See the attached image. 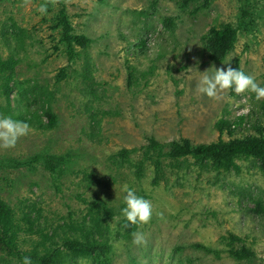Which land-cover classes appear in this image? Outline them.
I'll return each instance as SVG.
<instances>
[{
	"label": "rangeland",
	"instance_id": "obj_1",
	"mask_svg": "<svg viewBox=\"0 0 264 264\" xmlns=\"http://www.w3.org/2000/svg\"><path fill=\"white\" fill-rule=\"evenodd\" d=\"M43 2L0 0V55L16 60L10 104L36 113L26 121L29 134L0 149V196L14 213L15 247L57 246L79 228L90 230L94 203L104 201L112 209L111 216L99 213L111 244L109 264H264V175L255 159H238V169L227 171L183 162L154 185L150 168L136 179L119 155L137 148L139 157L150 136L162 143L228 139L215 127L219 118L262 111L253 93L229 89L210 98L197 87L201 76L224 67L264 86V0H64L74 31L89 38L72 58L53 29L56 1L41 15ZM224 24L236 29V38L225 58L213 62L204 36ZM3 83L0 76V115L17 119ZM46 105L57 116L47 129L39 126L47 122ZM252 132L237 128L234 134ZM37 154L63 156L60 172L43 159L22 164ZM124 184L151 204L150 220L133 225L132 233L143 234L141 244L123 235ZM229 233L254 256H230ZM9 247L0 241V264H20ZM67 259L64 264L99 263L96 257Z\"/></svg>",
	"mask_w": 264,
	"mask_h": 264
},
{
	"label": "trees",
	"instance_id": "obj_2",
	"mask_svg": "<svg viewBox=\"0 0 264 264\" xmlns=\"http://www.w3.org/2000/svg\"><path fill=\"white\" fill-rule=\"evenodd\" d=\"M57 10L55 13V22L53 29L59 32V44L70 58L73 57L75 46L85 47L89 38L82 33L74 31L70 18L67 14L64 0H55ZM184 3L188 0H183ZM169 21V20H168ZM236 38V29L229 24L221 26H212L204 36V47L209 59L213 62L222 61L232 48ZM16 60L13 57L3 59L0 55V76H3V93L5 94L9 112H17L13 114L17 119L29 121L32 117H36L33 112L32 116H28L24 109L13 107L10 104L9 94L11 86L9 83L13 77V68ZM261 112L251 110L250 112L235 113L232 118H219L215 127L220 133L225 129L228 139L218 138L216 141L209 143H192L187 138H179L162 143L150 136L147 138L146 145L142 146L141 155L138 157L137 148L123 149L119 155L132 168V174L136 179L142 178L146 169L150 168L153 172L152 183L159 184L162 180L167 179L165 173L171 172L180 167V163L190 162L200 167H211L213 170L227 171L232 168L238 169L236 160L238 159H255L259 163L260 170L264 175V122L259 118L264 116V99L261 100ZM14 108V109H13ZM43 113L47 118V122L39 126L41 128H52L57 124V116L52 112L49 105L43 108ZM40 121V120H39ZM247 127V128H246ZM237 128L253 129L252 133H244L236 136L234 131ZM131 157V154H135ZM43 159L45 167L52 172L59 173L60 166L64 162L61 155H34L23 165H30ZM94 217L92 218L93 226L90 230L84 227L79 228V234H71L66 236L62 243L55 246H46L42 241V249H32L29 252L20 251L15 247L14 213L4 199L0 196V241L13 247H9L11 254L17 257L19 263L22 257L29 256L32 264H64L68 256L96 257L98 264H109V253L111 244L108 235L105 234L106 228L101 225L99 219L100 211L105 216H111L112 209L108 207L104 201L94 203ZM262 202H256V212H261ZM104 219V218H103ZM121 227L123 235L130 237L133 225H129L127 221L122 220ZM226 238V237H225ZM226 251L237 260L247 259L254 256V252L248 248L242 239L233 233H229L227 237ZM240 243L236 247L235 243ZM199 247L212 251L205 245Z\"/></svg>",
	"mask_w": 264,
	"mask_h": 264
},
{
	"label": "clouds",
	"instance_id": "obj_3",
	"mask_svg": "<svg viewBox=\"0 0 264 264\" xmlns=\"http://www.w3.org/2000/svg\"><path fill=\"white\" fill-rule=\"evenodd\" d=\"M49 0H44L38 7V12L45 15ZM231 90L236 94L250 92L254 94L256 100L264 99V86L258 85L254 78L246 75L242 71L231 67L216 68L213 75L204 74L200 77L197 87L198 92L207 97H217L222 90ZM247 111V109H245ZM31 131L26 121L17 120L8 115H0V149L12 148L17 140ZM120 215L129 225H139L147 223L152 215L150 202L143 196L138 195L137 191L124 184L121 186ZM143 234L140 232L132 233V243H143ZM21 264H32L29 256L22 257Z\"/></svg>",
	"mask_w": 264,
	"mask_h": 264
}]
</instances>
